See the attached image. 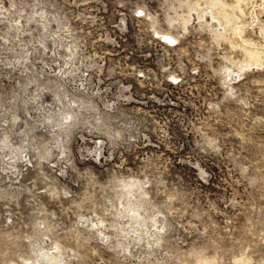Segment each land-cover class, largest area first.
Returning a JSON list of instances; mask_svg holds the SVG:
<instances>
[{
    "label": "rangeland",
    "instance_id": "374dc122",
    "mask_svg": "<svg viewBox=\"0 0 264 264\" xmlns=\"http://www.w3.org/2000/svg\"><path fill=\"white\" fill-rule=\"evenodd\" d=\"M0 264H264V0H0Z\"/></svg>",
    "mask_w": 264,
    "mask_h": 264
},
{
    "label": "snow or ice",
    "instance_id": "6c2138e0",
    "mask_svg": "<svg viewBox=\"0 0 264 264\" xmlns=\"http://www.w3.org/2000/svg\"><path fill=\"white\" fill-rule=\"evenodd\" d=\"M165 39L167 40L168 38H167V37H165ZM169 43H172V41H170V40H169Z\"/></svg>",
    "mask_w": 264,
    "mask_h": 264
}]
</instances>
